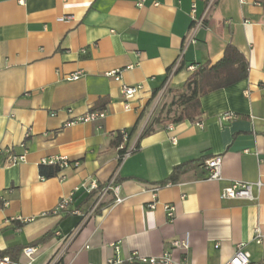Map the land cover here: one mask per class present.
Here are the masks:
<instances>
[{
	"label": "crops",
	"instance_id": "0c3cea01",
	"mask_svg": "<svg viewBox=\"0 0 264 264\" xmlns=\"http://www.w3.org/2000/svg\"><path fill=\"white\" fill-rule=\"evenodd\" d=\"M140 1L0 0V150L26 157L0 167V256L26 263L22 250L34 247L33 264H106L165 252L189 264H223L244 244L251 262L264 264V190L252 202L220 198L230 183L264 175V0H215L194 43L187 42L191 6L201 16L209 0ZM229 43L248 62L247 78L201 97L193 121L137 131L120 162L111 142L132 129L153 92L182 89L188 66L216 64ZM113 71L119 81L106 75ZM77 72L78 80H65ZM136 85L142 89L125 110L122 87ZM100 105L94 111L103 119L66 125ZM227 112L234 117L220 124ZM216 156L222 179L208 180L200 165ZM54 158L78 165L43 179L38 166ZM179 167L178 181L168 182ZM113 175L121 203L108 193L85 222L52 214L68 197L69 209L85 214L94 198L86 188ZM166 205L174 207L171 221ZM257 228L262 244L253 239ZM186 234L187 253L171 250Z\"/></svg>",
	"mask_w": 264,
	"mask_h": 264
},
{
	"label": "built area",
	"instance_id": "2783aa9c",
	"mask_svg": "<svg viewBox=\"0 0 264 264\" xmlns=\"http://www.w3.org/2000/svg\"><path fill=\"white\" fill-rule=\"evenodd\" d=\"M20 3L23 2V0H18ZM144 0H141L139 2V5L142 4ZM215 0H209L208 5L205 9V12L203 15L198 16L196 14V6L193 4L191 6L190 12H189V19H190V29L188 33L187 42H195V36L198 30L203 28L205 26V14L207 13L209 7L213 4ZM180 57L176 60L174 66L172 67L169 76H172V74L177 70L180 64ZM187 70L191 73L195 71L194 66H188ZM82 73L77 72L75 74H71L69 76L65 77L66 81H76L81 77ZM107 76L114 77V80L119 81L120 78L117 75V72H109L106 74ZM142 87L140 85L136 86H123L122 87V95L124 98V109L130 110V102L135 96V94L140 91ZM165 87L162 88L161 91H163ZM160 91V92H161ZM234 117L233 114L230 112L224 113L219 117V122L222 124L223 122H226ZM104 118V112H96V111H90L87 114L83 116H79L76 118L71 119L67 122V126H71L77 123H90V122H96L98 120H101ZM120 134H122L123 142L126 138V134L124 131H121ZM176 138H172L171 142L172 144H176ZM120 149L123 148V144L120 145ZM133 149H126V151L119 156L120 162H122L124 159H126L131 151ZM0 153L3 155V159L0 160V167H5L9 165H14L18 163H23L26 160L25 155H17L13 153L12 149L6 148L4 150H0ZM42 164L51 165V164H58L61 169L67 168L69 166H77V163L71 164L68 162L65 158H54L49 160H43ZM201 168L206 173V179L208 180H214L219 181L222 179L221 175V166H222V160L221 157L216 156L209 158L207 160H204L201 163ZM160 185L152 186L149 189V192L152 195L153 202L149 204L147 207L149 209L154 208L155 206V199L157 196V193L160 189ZM261 190H264V175L260 176L256 182L253 183H245V182H232L228 186L224 187L220 192V198L222 200H245L252 202L255 200L256 194H258ZM87 193L95 192L93 201L91 205L89 206L88 210L85 214H82L79 212V210L76 209H69V206L72 204V198H64L60 200L54 209L52 210V214L54 215H61V214H71L80 216L82 218V221L85 222L86 220L90 219L94 214L99 210L104 197L111 193L114 196V204H119L122 202V198L120 197V186L116 183V175H113L104 185L97 186L95 183H92L89 188H86ZM1 203V202H0ZM166 217L168 220H172L174 218V207L171 205L164 206ZM23 223H25V220H22ZM254 241L256 244H262V233L260 229L254 230ZM171 250H180L183 253H187L190 244H189V236L186 234L184 237L174 240L171 243ZM36 254V248L34 247H27L22 250V257H24L27 262L22 263L20 261H12L10 258L4 256L0 258V264H33L34 262V256ZM106 264H189L186 259L182 260H174L172 257L171 252H165L160 256L156 257H145L140 256L139 254L133 253L131 254L130 258L127 260V262H122L121 260L117 258H111L108 259ZM223 264H253L250 260V254L245 250L244 244H238L235 248V252L233 256Z\"/></svg>",
	"mask_w": 264,
	"mask_h": 264
},
{
	"label": "trees",
	"instance_id": "16d2710c",
	"mask_svg": "<svg viewBox=\"0 0 264 264\" xmlns=\"http://www.w3.org/2000/svg\"><path fill=\"white\" fill-rule=\"evenodd\" d=\"M247 75L248 62L246 61L245 57L233 45L230 43L227 44L220 61L212 66L204 64L195 67V71L191 73L183 88L174 91L180 100V110L177 117L174 118L170 123L176 124L185 120L193 121L199 115L201 97L208 93L230 87L246 79ZM158 91H160V88L153 92L152 98L150 100L156 97ZM102 107L103 105L94 107L92 111L101 110ZM139 120L140 117L131 130L124 131L126 134L124 142L122 134L120 133H117L115 139L111 142V145L116 148H119L120 145L123 144V148L119 149L120 155H122L128 148L127 142L130 140V137L137 132ZM149 131L150 130L142 132V134L145 135ZM60 171L61 168L58 164L46 165L41 163L38 166V173L43 179L54 178L60 173ZM180 174V167L175 168L168 177L167 181L175 183L178 181ZM94 194L95 192H91L90 196H94ZM49 238L50 235L46 234L35 244L43 243ZM1 257L3 256H0V258Z\"/></svg>",
	"mask_w": 264,
	"mask_h": 264
},
{
	"label": "rangeland",
	"instance_id": "374dc122",
	"mask_svg": "<svg viewBox=\"0 0 264 264\" xmlns=\"http://www.w3.org/2000/svg\"><path fill=\"white\" fill-rule=\"evenodd\" d=\"M180 110V100L168 89L159 92L155 99L146 104L139 112L138 132H145L154 128L156 124H169L177 117Z\"/></svg>",
	"mask_w": 264,
	"mask_h": 264
}]
</instances>
